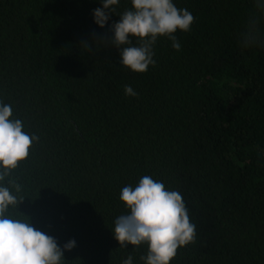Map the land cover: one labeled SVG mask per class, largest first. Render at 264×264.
Returning a JSON list of instances; mask_svg holds the SVG:
<instances>
[{"label":"trees","instance_id":"1","mask_svg":"<svg viewBox=\"0 0 264 264\" xmlns=\"http://www.w3.org/2000/svg\"><path fill=\"white\" fill-rule=\"evenodd\" d=\"M174 3L191 30L175 33L179 51L159 37L138 73L94 23L99 0H0V100L39 137L12 173L24 199L10 212L54 237L64 264H144L147 244L123 247L112 229L128 212L121 188L144 175L181 192L196 225L171 264H264V43L241 39L255 19L264 40V12Z\"/></svg>","mask_w":264,"mask_h":264},{"label":"clouds","instance_id":"2","mask_svg":"<svg viewBox=\"0 0 264 264\" xmlns=\"http://www.w3.org/2000/svg\"><path fill=\"white\" fill-rule=\"evenodd\" d=\"M99 3L102 7L93 9V21L100 28L109 26L113 33L110 42L119 49L120 64L133 72L143 73L155 66L153 46L161 36L179 51L181 43L175 33L190 31L194 22L193 14L187 8H178L174 0H131V8L122 13L116 8L120 0ZM255 6L264 12V0H255ZM111 13L120 19L109 25ZM241 39L244 47L264 43L255 19L249 21ZM84 46L88 47L87 43ZM124 92L138 95L131 85H125ZM24 128V122L13 116L12 105L0 100V264H64V251L54 237L34 228L29 219L10 212L24 199L19 195L23 185L12 173L39 141L36 134ZM119 199L128 212L115 219L114 237L123 247L147 244L146 255L140 257L144 264H171L178 249L195 240L196 225L182 193L169 189L163 181L144 175L135 186L122 187ZM75 246L76 241L71 240L63 249ZM122 264H134L133 256L128 255Z\"/></svg>","mask_w":264,"mask_h":264}]
</instances>
